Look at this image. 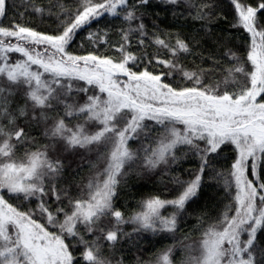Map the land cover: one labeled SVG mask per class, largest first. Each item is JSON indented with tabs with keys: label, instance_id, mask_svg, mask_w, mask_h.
<instances>
[{
	"label": "snow or ice",
	"instance_id": "obj_1",
	"mask_svg": "<svg viewBox=\"0 0 264 264\" xmlns=\"http://www.w3.org/2000/svg\"><path fill=\"white\" fill-rule=\"evenodd\" d=\"M0 264H264V0H0Z\"/></svg>",
	"mask_w": 264,
	"mask_h": 264
},
{
	"label": "trees",
	"instance_id": "obj_2",
	"mask_svg": "<svg viewBox=\"0 0 264 264\" xmlns=\"http://www.w3.org/2000/svg\"><path fill=\"white\" fill-rule=\"evenodd\" d=\"M5 23H7V21H5ZM34 23L36 25H40L39 19H36ZM185 167H187V165H185ZM129 183L135 185V187L131 188L132 196H128L126 193H122L119 201L120 204L125 206L126 210H131L135 208L137 202L140 201L142 198H146L150 193L154 194L157 191L163 192V189L160 188L158 185L154 184L153 182L143 180H131L129 181ZM153 239H155V237ZM157 247H159V245H157ZM149 250L151 251L152 249ZM147 254L148 253H145L146 256Z\"/></svg>",
	"mask_w": 264,
	"mask_h": 264
}]
</instances>
